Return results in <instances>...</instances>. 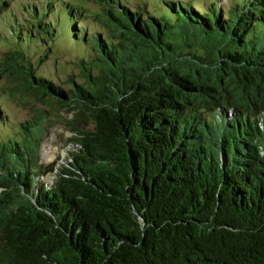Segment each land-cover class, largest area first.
I'll list each match as a JSON object with an SVG mask.
<instances>
[{
	"label": "trees",
	"instance_id": "trees-1",
	"mask_svg": "<svg viewBox=\"0 0 264 264\" xmlns=\"http://www.w3.org/2000/svg\"><path fill=\"white\" fill-rule=\"evenodd\" d=\"M95 1L102 31L68 0L13 20L0 78L78 146L43 164L45 111L0 107V264H264V0ZM57 39L79 80L38 74Z\"/></svg>",
	"mask_w": 264,
	"mask_h": 264
},
{
	"label": "rangeland",
	"instance_id": "rangeland-1",
	"mask_svg": "<svg viewBox=\"0 0 264 264\" xmlns=\"http://www.w3.org/2000/svg\"><path fill=\"white\" fill-rule=\"evenodd\" d=\"M83 8L85 14L84 25L88 26V31L97 28L102 31L100 21L95 18L96 14H103L104 7L95 0H68ZM127 2H135V0H122ZM193 2L196 6L203 9V7L211 0H185ZM37 0H12L8 9L0 12V61L3 59L5 52L12 49L20 48L17 38L11 32L13 20L16 18L17 22L28 16L24 5L27 3L33 4ZM222 7L230 6L232 0H219ZM29 11V10H28ZM49 14V13H48ZM20 19V20H19ZM25 48V47H24ZM51 51L47 56H43V49L37 48L36 51H29V56L33 59L34 64L39 62L37 72L38 74H46L53 78L54 81H65L68 76L74 75L76 80H79V69L72 63L76 56L82 54L81 48L75 45L65 46L57 39L52 45ZM23 49V47H22ZM8 82L5 78H0V107L4 113L7 114L9 121L13 125L31 118L34 111L44 110L46 117V125L52 123V127H48L46 136L41 147V162L43 164L54 163L56 167L69 164L71 161L70 152L77 148V144L71 140L73 133L64 120H69L75 116L76 112H68L65 108L60 109L58 105L53 106L47 101L41 100L39 97L32 96L28 98L22 96L19 92L10 91ZM28 100V101H27ZM44 180L53 181L55 179L54 173H48L42 177Z\"/></svg>",
	"mask_w": 264,
	"mask_h": 264
}]
</instances>
